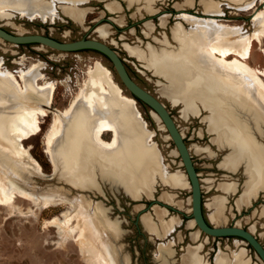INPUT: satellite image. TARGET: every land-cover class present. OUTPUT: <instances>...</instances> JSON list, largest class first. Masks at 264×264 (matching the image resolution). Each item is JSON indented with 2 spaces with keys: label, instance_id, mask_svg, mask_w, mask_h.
<instances>
[{
  "label": "bare ground",
  "instance_id": "obj_1",
  "mask_svg": "<svg viewBox=\"0 0 264 264\" xmlns=\"http://www.w3.org/2000/svg\"><path fill=\"white\" fill-rule=\"evenodd\" d=\"M128 1L131 6L134 2H140ZM155 1L161 0H141L149 14L155 12L152 10ZM231 1L235 4L240 0ZM88 2L0 0V15L4 17L7 11H12L31 21L42 19L46 23L55 21L60 11L75 23L84 24L88 10L80 6ZM255 2L251 0L235 6L238 11L248 13L258 6ZM189 3L192 6L194 2L190 0ZM261 4L264 5V0H261ZM203 5L204 17L178 14L180 22L173 29V40L179 44L176 49L167 47L170 43L165 35L163 49L156 50L149 46L144 51L139 46L125 44V50L142 62L146 70L165 81L164 84L157 82L161 85L160 94L174 107L182 106L183 120L200 118L203 111L208 113L203 121L207 124V133L213 136L212 144L219 148L230 146L233 151L225 158L222 168L234 171L244 163L246 156L249 158L246 163L248 179L236 200L237 209L241 211L243 207L251 206V201L264 190V148L251 134L243 116L250 114L259 125L264 120V71L250 64L255 45L264 46V12L255 17L253 24L256 31L250 33L241 26L220 23L222 20L219 18L224 17L222 6L225 3L205 0ZM47 6L48 11L45 9ZM177 7L181 8V5ZM106 9L111 14L119 10L114 4H106ZM167 17H161V26L165 27ZM116 23L120 26L124 24L122 18ZM185 24L191 28L185 30ZM146 26L149 33L155 31L151 22ZM97 32L105 37L109 28L101 26ZM17 73L18 76L6 69L0 57V207L14 212L18 199L29 202L40 211L68 206L60 217H55L47 225L57 228L61 240L73 236L78 230L88 237L93 232V217L87 211L85 200H71L55 191L37 194L31 188L30 179L23 178L29 175L38 178L45 176L41 165L24 143L42 132L43 121L53 112L56 84L46 82L40 86L42 78L31 69ZM2 84L10 90H6ZM30 89L43 102L35 105V108H29L19 99ZM103 95L82 96L66 110L54 111L55 119L48 127L45 138L46 152L54 169L51 179L62 175L60 179L71 187L91 190L97 189L100 181L104 180L114 186H122L136 199L141 194L149 199L154 198V185L158 181L173 190L185 188L188 185L187 176L181 172H171L165 164L154 140L155 133L149 130L136 101L121 92L114 94L104 90ZM152 114L161 124L159 117L154 112ZM161 127L164 129L163 125ZM105 137H110V140H105ZM195 152L204 153V150L199 147ZM236 189L235 182H223L218 186V190L225 194H231ZM172 197L174 195H164L161 199L170 203ZM168 203L165 204L170 205ZM222 203L221 196H216L206 204L208 220L213 225L217 226L224 219ZM163 211L155 212L160 225L154 222L150 214L142 217L151 235L171 236L181 225L178 217L166 220L168 213ZM189 227H195L193 220ZM255 229V225L250 227L252 233ZM159 231L164 234L161 235ZM94 232L96 237H100L95 229ZM198 236L199 231L192 233V241L196 243ZM88 244L91 250L97 249L104 264H109L107 257L113 254V248L107 243L97 246L94 239L89 240ZM161 245L162 251L170 247ZM203 249L204 243L189 245L182 257V264H209L202 255ZM244 250L234 252L232 256L220 251L215 264H251Z\"/></svg>",
  "mask_w": 264,
  "mask_h": 264
},
{
  "label": "rangeland",
  "instance_id": "obj_2",
  "mask_svg": "<svg viewBox=\"0 0 264 264\" xmlns=\"http://www.w3.org/2000/svg\"><path fill=\"white\" fill-rule=\"evenodd\" d=\"M189 1H155L152 5V10L155 12L149 14L144 10L145 4H142L141 0L134 2L132 6L128 0H89L88 4L80 6V8L88 10V17L84 24L75 23L59 10L56 20L53 22L49 20L46 23L42 19L31 21L12 11H7L6 17L0 15V27L17 35L39 34L62 42L96 39L115 49L123 59L134 81L158 97L175 119L190 149L199 174L206 219L208 220L209 213L206 204L210 203L214 197L221 196L224 219L217 227L238 226L248 230L252 225H255L254 235L264 245V237H262L264 233V190L251 201V206L243 207L241 211L236 206V200L241 195L248 179L246 163L249 158L246 156L245 161L243 160L244 163L242 162L234 171L222 168L225 158L233 151L230 146L219 148L212 144L213 136L207 133V124L203 121L208 113L203 111L200 118L183 120L181 118L182 106L174 107L160 94L161 85L157 82L160 81L164 84L165 81L146 70L142 62L125 50V44L139 46L144 51H147L149 46L156 50L163 49L165 46L162 41H164L165 35L169 38L170 43L167 47L176 49L179 44L173 40V29L180 22L177 19L178 14L188 13L204 17L203 2L205 0H191L194 2L192 6ZM215 1L226 4L222 6L224 17L219 18L222 20L221 24L241 26L250 33L256 31L253 20L264 12L261 0H256L255 3L258 6L248 13L238 11L235 4L240 5L251 0H240L235 4L231 0ZM106 4L118 6V13H109ZM178 5H181V8H178ZM45 9L48 11V6ZM164 15L168 16L165 19V27L161 26V17ZM121 18L124 22L123 26L116 23V20ZM149 22L155 27L152 34L147 30L146 24ZM101 26L109 28L105 37L97 32ZM183 26L185 30L191 28L190 25ZM0 57L3 59L4 67L16 73L17 76L18 71L31 69L34 74H38L42 78L40 86L46 82L56 84L52 103L53 112L43 121L42 132L24 143L32 157L41 165L45 176L38 178L35 175H29L30 177L24 176L23 178L30 179L31 186H33L31 188L37 194L43 195L55 191L71 200H85L87 211L93 217V232L88 237L78 230L73 236L61 240L57 228L47 225V222L55 217H60L68 206L40 211L31 206L29 202L18 199L17 209L14 212L9 208L0 207V264H104L100 259V254H97V249L91 250V246L88 244L91 239L97 241V246L107 243L110 248H113V254L107 257V261H113V264H182L186 248L199 243H204L202 255L209 264H215V258L220 251L232 256L234 252H239L241 249H245L246 259L251 264H263L255 251L241 239L235 237L212 238L201 233L196 225V228L189 227V223L193 219L191 217V186L188 177V185L179 190H173L163 185L161 181L156 182L152 199L143 194L139 199H136L122 186H114L113 183L110 184L104 180L100 181L97 189L91 190L71 187L60 179L63 178L62 175L51 179L54 169L46 152L45 138L48 127L55 119L54 111L66 110L82 96L103 97L104 90L114 94L121 92L126 97L135 100L107 58L94 51L63 53L41 45L14 46L3 40L0 41ZM250 64L253 68L264 71V46L255 45ZM2 86L6 90H10L3 84ZM30 90L23 95V98L19 99L29 108H35V105L39 106L43 102L36 97L37 94L33 89ZM135 101L149 130L155 133L154 140L165 159V164L169 166L171 172H181L186 175L173 141L165 127L164 129L161 127L163 125L161 120L160 124L154 119L153 111L148 106ZM80 102L83 104L82 99ZM243 116L251 134L264 148V120L259 125L258 121L255 122L250 114ZM105 140H110V137H105ZM1 143L3 145V142ZM199 147L204 150V153L195 152V149ZM223 182H235L237 184L236 191L231 194L219 191L218 186ZM164 195H174V197L168 203L161 199ZM164 202L170 205H166ZM163 210L168 213L166 220L178 217L181 219V225L177 227V232L171 236L151 235L145 228L142 217L150 214L154 222L160 225L155 212ZM77 224L75 222V226ZM94 229L100 237L95 236ZM197 231H199V236L195 243L192 241L191 235ZM159 233L164 234L160 231ZM161 244L170 245V247L166 251H162ZM89 250L91 251L89 252Z\"/></svg>",
  "mask_w": 264,
  "mask_h": 264
},
{
  "label": "water",
  "instance_id": "obj_3",
  "mask_svg": "<svg viewBox=\"0 0 264 264\" xmlns=\"http://www.w3.org/2000/svg\"><path fill=\"white\" fill-rule=\"evenodd\" d=\"M0 39L16 46L41 45L63 53L94 51L107 58L113 65L125 88L131 93L135 100L148 106L159 117L163 126L167 130L169 137L173 141L177 153L182 160V164L191 186V217L200 232L212 238L235 237L241 239L255 251L258 258L264 264V245L254 233L250 231V229L247 230L238 226L217 227L206 219L203 210L202 186L199 174L193 162L190 149L187 146L175 119L158 97H155L134 81L126 68L123 59L115 49L96 39H81L74 42H62L50 36L39 34L17 35L8 32L2 27H0Z\"/></svg>",
  "mask_w": 264,
  "mask_h": 264
},
{
  "label": "trees",
  "instance_id": "obj_4",
  "mask_svg": "<svg viewBox=\"0 0 264 264\" xmlns=\"http://www.w3.org/2000/svg\"><path fill=\"white\" fill-rule=\"evenodd\" d=\"M26 46H31V45H26ZM140 102V101H139Z\"/></svg>",
  "mask_w": 264,
  "mask_h": 264
}]
</instances>
